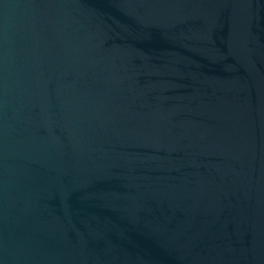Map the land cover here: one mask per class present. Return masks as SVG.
Here are the masks:
<instances>
[{
	"label": "water",
	"instance_id": "95a60500",
	"mask_svg": "<svg viewBox=\"0 0 264 264\" xmlns=\"http://www.w3.org/2000/svg\"><path fill=\"white\" fill-rule=\"evenodd\" d=\"M0 264H264V0H0Z\"/></svg>",
	"mask_w": 264,
	"mask_h": 264
}]
</instances>
